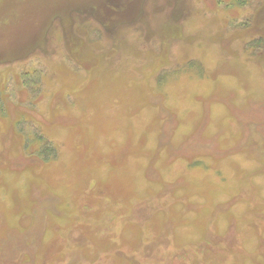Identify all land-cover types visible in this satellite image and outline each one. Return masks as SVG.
Listing matches in <instances>:
<instances>
[{
  "label": "rangeland",
  "instance_id": "rangeland-1",
  "mask_svg": "<svg viewBox=\"0 0 264 264\" xmlns=\"http://www.w3.org/2000/svg\"><path fill=\"white\" fill-rule=\"evenodd\" d=\"M0 264H264V0H0Z\"/></svg>",
  "mask_w": 264,
  "mask_h": 264
}]
</instances>
